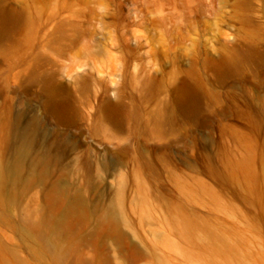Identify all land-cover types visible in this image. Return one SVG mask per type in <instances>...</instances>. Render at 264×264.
<instances>
[{"label":"rangeland","instance_id":"374dc122","mask_svg":"<svg viewBox=\"0 0 264 264\" xmlns=\"http://www.w3.org/2000/svg\"><path fill=\"white\" fill-rule=\"evenodd\" d=\"M26 127L0 264H264V0H0L3 164Z\"/></svg>","mask_w":264,"mask_h":264},{"label":"bare ground","instance_id":"6f19581e","mask_svg":"<svg viewBox=\"0 0 264 264\" xmlns=\"http://www.w3.org/2000/svg\"><path fill=\"white\" fill-rule=\"evenodd\" d=\"M15 138L16 145L12 158L5 164L0 160V183L4 174L15 177L19 174L24 160L33 144V132L28 127L18 130L15 133ZM62 223L63 219H53L50 217H43V219L41 218L37 223L41 239L54 248L53 254L55 258H58L61 253V248L56 238L61 230ZM27 228L31 232V228Z\"/></svg>","mask_w":264,"mask_h":264}]
</instances>
